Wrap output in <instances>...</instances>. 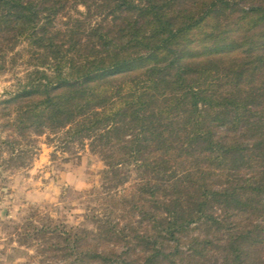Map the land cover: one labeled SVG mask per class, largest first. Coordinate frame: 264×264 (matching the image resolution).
<instances>
[{
    "label": "trees",
    "instance_id": "trees-1",
    "mask_svg": "<svg viewBox=\"0 0 264 264\" xmlns=\"http://www.w3.org/2000/svg\"><path fill=\"white\" fill-rule=\"evenodd\" d=\"M21 42L35 66L1 103V170L44 137L115 170L91 230L35 214L19 246L40 264H264V0H0L1 60Z\"/></svg>",
    "mask_w": 264,
    "mask_h": 264
},
{
    "label": "rangeland",
    "instance_id": "rangeland-1",
    "mask_svg": "<svg viewBox=\"0 0 264 264\" xmlns=\"http://www.w3.org/2000/svg\"><path fill=\"white\" fill-rule=\"evenodd\" d=\"M78 11L84 12L81 7ZM67 13L77 15L71 1ZM63 21L60 18L58 23ZM8 53L2 60L0 53V108L8 95L26 82L35 66L32 50L25 42ZM38 142L31 165L9 172L1 170L0 144V264H40L34 250L18 244L19 229L35 214L43 220L91 230L92 225L85 218L97 203H90L95 196L89 194L103 191L105 177L115 170L106 159L92 157L86 150L80 151L77 159L62 154L57 143L48 142L45 137Z\"/></svg>",
    "mask_w": 264,
    "mask_h": 264
}]
</instances>
